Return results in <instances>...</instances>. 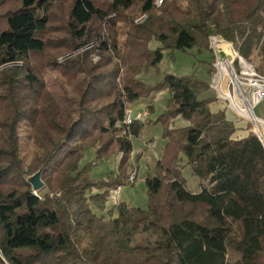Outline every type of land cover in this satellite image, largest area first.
<instances>
[{"label":"trees","instance_id":"obj_1","mask_svg":"<svg viewBox=\"0 0 264 264\" xmlns=\"http://www.w3.org/2000/svg\"><path fill=\"white\" fill-rule=\"evenodd\" d=\"M53 1L17 0L0 27V264H264L263 143L235 137L226 111L212 112V98L201 97L209 85L195 74L159 70L165 51L205 50L220 36L250 62L257 52L264 71V0H163L160 8L157 0H70L60 40L76 55L59 67L67 81H81L61 117L42 71L53 63H35L50 52ZM140 15L147 20L135 24ZM150 70L160 77L154 85L138 79ZM161 91L169 95L158 119L166 142L145 177L148 208L108 210L145 125L125 127L129 107ZM176 118L187 125L172 129ZM90 150L95 158L81 168ZM117 154L114 177L94 183L90 171ZM40 170L45 187L35 193L28 179Z\"/></svg>","mask_w":264,"mask_h":264},{"label":"rangeland","instance_id":"obj_2","mask_svg":"<svg viewBox=\"0 0 264 264\" xmlns=\"http://www.w3.org/2000/svg\"><path fill=\"white\" fill-rule=\"evenodd\" d=\"M107 1L108 3L110 2V0ZM16 2L17 0H10L6 4L0 5V27H4V21L2 19L4 17V13L16 4ZM98 3L103 6L104 0H101ZM52 5H55L56 7V10H54L56 14H54L52 10L48 28L44 33V39L48 43L47 46L50 52L47 57H39L35 63L47 61V59H50L53 63L47 68H43L42 71H44L43 77L53 99L57 115L61 117L65 110H71L72 107H74L72 105L73 101L76 98L78 99V97H76L75 90L78 88L77 85L81 81V78L67 81L62 76L59 67L64 61V57L67 55H76V49L73 48L72 43L60 40L65 37L66 28L64 21L66 23L68 19L67 15L70 0H54ZM157 7L160 8L159 6ZM60 11L61 16H55L58 15ZM130 16L132 17V15ZM147 17V15L138 16L135 18V24H142L145 20H147ZM122 40L123 38H120V41ZM208 45L210 46L208 49H194L188 51L187 53L177 51L172 52L170 50L165 51L164 60L160 64L159 70L163 73L174 74L176 76L195 74L209 85V91L202 94L201 97L212 98L213 102L210 107L213 112L216 113L221 110L226 111L228 119L235 124L237 129L235 137L243 138L247 135L254 134V126L252 123L243 119L241 120L231 109V105L226 98V95L229 94L230 91L228 79L225 77L226 69H224V67L222 69H218L216 66L218 60L226 62V59H229V54L232 55V51L229 50L227 45H223L221 48H214V45H212L210 40L208 41ZM158 46H160L158 42H152L150 44L151 49H155ZM236 48H238V45H236ZM63 54L64 56H62ZM98 60V57L93 58L95 63L98 62ZM55 62L57 64L56 67ZM251 63H253L258 70L262 71V58L258 56L257 52H255L252 56ZM156 74L157 73L155 71L150 70L147 73H141L138 79L144 83L154 85L160 78ZM168 99V93L166 91H161L155 93L153 97L151 96L150 98L142 99L129 107V110H131L134 116L142 110H148L150 116L145 119V121H142L145 125L140 137L132 139L133 152L129 162L130 167L127 174V184L119 189H110L109 198L106 203L108 210L113 209L119 204H124L128 208H141L144 210L148 208V195L147 188L145 186V177L147 174H155L156 163L163 154V147L166 141L163 138V128L158 119L165 111ZM151 106L154 107L153 110ZM255 113L258 118L264 120V102L255 107ZM186 125L187 123L182 121L180 118L169 121V126L172 129H178L179 127H184ZM34 152L35 150L32 147H28V149H26L25 159L27 163H29L34 157ZM120 157L121 155L117 154L109 160L94 167L89 173L90 178L95 181L94 183H98V181H100L99 179H105L107 175L114 177ZM94 158V151H88L80 167L83 168L86 164L93 161ZM183 174L188 180L189 189L195 192L199 191V181L197 178L192 176L190 169H184ZM93 193H101V190L98 187H95L93 188ZM56 195L60 197L61 194L57 193ZM92 209L98 216H103L105 219H109V211L101 213L94 206H92ZM113 215L117 216L118 212L114 211ZM142 239L144 240L145 238Z\"/></svg>","mask_w":264,"mask_h":264},{"label":"built area","instance_id":"obj_3","mask_svg":"<svg viewBox=\"0 0 264 264\" xmlns=\"http://www.w3.org/2000/svg\"><path fill=\"white\" fill-rule=\"evenodd\" d=\"M162 3L163 0H157L156 6L160 7ZM262 16L264 18V12H262ZM210 41L214 48L227 45L232 51V55L229 54V59H226V62L218 60L216 64L218 69L226 67L225 77L228 79L230 88L226 98L236 116L252 123L254 134L264 143L258 132L260 130L255 125L257 122L264 125V120L258 118L255 113V107L264 102V71L258 70L253 63L244 58L234 43L227 42L220 36H213ZM149 116L148 110H142L136 116L129 110L124 125L129 127L136 121H145Z\"/></svg>","mask_w":264,"mask_h":264},{"label":"water","instance_id":"obj_4","mask_svg":"<svg viewBox=\"0 0 264 264\" xmlns=\"http://www.w3.org/2000/svg\"><path fill=\"white\" fill-rule=\"evenodd\" d=\"M263 145H264V143H263ZM28 182L31 184L35 193L42 191L45 187V184L41 178V170L38 173H36L35 175L31 176L28 179Z\"/></svg>","mask_w":264,"mask_h":264},{"label":"bare ground","instance_id":"obj_5","mask_svg":"<svg viewBox=\"0 0 264 264\" xmlns=\"http://www.w3.org/2000/svg\"><path fill=\"white\" fill-rule=\"evenodd\" d=\"M224 69H226V67L224 66ZM225 73H226V71H225ZM227 74V73H226ZM255 125H256V128H258L260 131H258L259 132V134H260V136H261V138H262V140H263V142H264V125L263 124H260V123H255Z\"/></svg>","mask_w":264,"mask_h":264},{"label":"crops","instance_id":"obj_6","mask_svg":"<svg viewBox=\"0 0 264 264\" xmlns=\"http://www.w3.org/2000/svg\"><path fill=\"white\" fill-rule=\"evenodd\" d=\"M211 110H212V108H211ZM213 112V111H212ZM144 129V128H143ZM143 131V130H142Z\"/></svg>","mask_w":264,"mask_h":264}]
</instances>
